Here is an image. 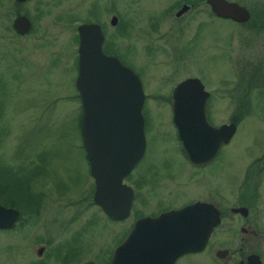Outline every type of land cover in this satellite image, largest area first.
<instances>
[{"label": "rangeland", "instance_id": "obj_1", "mask_svg": "<svg viewBox=\"0 0 264 264\" xmlns=\"http://www.w3.org/2000/svg\"><path fill=\"white\" fill-rule=\"evenodd\" d=\"M90 1L26 0L12 5L11 0H0V181L9 176L5 167L32 172L27 176L26 204L16 199L20 195L16 186L0 191V204L20 211L13 228L0 229V264H43L34 250L44 239L51 241V249L57 241L69 239L68 221L77 217L75 229L85 236L78 248L80 264H104L107 253L102 245L112 246L119 230L128 224L108 229L94 221L92 228L83 226L92 215L97 217L95 207L78 212L79 203L75 205L87 197L93 182L75 85L76 27L95 19L104 23L109 50L140 73L145 92L157 95H150L145 109L148 143L157 158L162 147H168L174 179L166 180L169 191L164 185L156 186L158 195L150 206L156 199L164 206H177L207 196L216 198L224 209L243 202L250 207L258 238L240 243L242 223L230 218L224 219L217 238L222 240L221 247L242 246L264 260V30L258 37L243 27L231 31L233 25L215 20L206 10L186 13L177 22L172 14L154 31L149 24L158 14L152 12L168 0H115L122 22L112 26L111 13L88 7ZM237 1L249 9L264 7V0ZM18 14L27 15L32 24L24 35L12 28ZM150 16L154 18L149 21ZM256 66L261 72L251 77ZM186 76L198 77L210 92L208 105L215 122L233 117L228 102H252L250 108L239 111L237 131L221 147L216 162L194 176L171 144L176 133L167 103L172 87ZM35 168L41 170L34 172ZM208 256L185 258L182 264H210Z\"/></svg>", "mask_w": 264, "mask_h": 264}, {"label": "water", "instance_id": "obj_2", "mask_svg": "<svg viewBox=\"0 0 264 264\" xmlns=\"http://www.w3.org/2000/svg\"><path fill=\"white\" fill-rule=\"evenodd\" d=\"M206 2L217 16L238 22L249 19L247 8L237 2ZM115 22L113 18L112 25ZM31 25L25 14L16 15L12 21V27L20 35L28 33ZM77 34L75 85L82 105L83 146L95 181L94 199L107 214L123 219L128 215L132 189L122 179L145 147L141 113L144 92L133 70L116 56L103 52L104 34L99 24L81 23ZM209 96L197 77L184 79L172 92L173 121L188 157L195 164L210 160L236 131L233 122L218 127L208 122L205 105ZM246 210V207L232 208L234 212ZM19 215L18 209L0 204V229L12 228ZM219 222L217 210L205 202L139 219L115 249L110 264H172L183 253L202 250ZM245 263L262 264V261L258 254L252 253Z\"/></svg>", "mask_w": 264, "mask_h": 264}, {"label": "flooded vegetation", "instance_id": "obj_3", "mask_svg": "<svg viewBox=\"0 0 264 264\" xmlns=\"http://www.w3.org/2000/svg\"><path fill=\"white\" fill-rule=\"evenodd\" d=\"M120 1L122 2V0H119V2ZM228 1H234V2L239 3L237 0H228ZM11 2H12V5H14L16 1L11 0ZM19 3H23V2H19ZM115 3H116L115 0H99V1L98 0H91L90 1L91 5L89 4L88 7H90V6L95 7V8L97 7L99 13L100 12L111 13V16H110L108 22L110 25H112L111 21L113 18H115L116 22L114 25H116L118 22L120 24L122 21H121V18H120L118 11H116L117 9H116ZM184 6H187V7L185 9H182ZM89 10L91 11V9H89ZM206 10L209 12V14L215 20L217 19V20H219V22L220 21H226L228 26L233 25V26H231V31L233 29L243 27L244 29H247V30H251V31L254 30V33L256 32L254 35H257V37H258L260 35V33L264 30V22L261 21L262 19H264V7H257L255 9L247 8V10L249 11V14H250L249 19L245 22H238V21H234L230 18H224V17L217 16L211 10V8L207 4L206 0H168L166 5H162L159 10L152 12V13H157L158 15L156 16L157 18L152 20L151 24H149V25L152 28V30L159 31L163 21L165 20V18L169 17L172 14L176 17L175 20L177 22V20H180V18H182V16L185 15L186 13H189V12L199 13V12L206 11ZM152 18H154V17L150 16L149 21ZM254 19L257 21H253ZM90 22L97 23L101 27V30L104 34V41L102 44L103 52L105 54H108V55L116 56L121 61L122 64L128 66L131 70H133L137 74V76L139 77L141 84H142V89L144 92V102H143L142 110H141V113H142L143 118H144V127H143L144 136H145L144 151H143V154L141 155V157L135 162L133 167L130 169V171L122 179L123 184L127 185L128 187H130L132 189V199L130 202L128 215L123 219H115L112 216H110L109 214H107V212L101 206L96 204L95 199H94L95 181H94V177L91 174L90 163H89V171H90V174H91L92 179H93L92 185L87 187V197L86 198H83V197L80 198L79 201H77V203L75 204V205H77L79 203L78 212L87 211V210L91 211L92 207L93 206L95 207V212L93 214H96L97 217H94L92 215V217H90L83 224V226H88L89 228L93 227L94 221H100L101 224H103V225L106 224L108 229H110L111 225H116V224L124 225L123 223L128 221V224L125 227L122 226L123 228H121L119 230L120 235L114 241L112 246H111V244H108L105 246H104V244L102 245V247H103L102 252L107 253L106 261H103V263L104 264H110L111 263L112 256L114 254L115 249L126 239V237L128 236V234L132 230V228H133V226L137 220L145 218V217H156V216L160 215L161 213L168 212L170 210L180 209L182 207H185L187 205H190V204H193L196 202H205V203L212 204V206H214V208L218 212L220 222L216 226L213 227V229H212V231H211V233H210V235H209V237L205 243V246L203 247L202 250L183 253L180 256H178L172 264H182L183 260L185 258L194 257V256L200 255L202 253H208L209 254L208 258H209V260H211L210 264H247V263H245L246 258L249 254H252V253L258 254L261 261H262V264H264V260H262L261 255L258 252L254 251V250L250 251V252H246V251H244L245 249L242 246H238L234 250H229L228 248L221 247L222 240H219L217 238V234L219 232V229H220L224 219H226V218H230L231 220H237V221L242 223V225H240L239 229H238V231L243 234L239 238L240 243H243L245 241H249L253 237L258 238L259 231L255 227V225L251 222L254 220L250 219L251 218V210L247 204L241 202V203H238L237 205L230 206V207H227L226 209H224L216 201V198L212 199L206 195L207 197H199V198L189 199L187 201L184 200L182 203H179L177 206H164L158 199H156L154 206H150V204L153 202L152 198L155 197L156 192H157L156 195H158V190L155 189L156 186L164 185L166 190L169 191V188L166 185V180L174 179V177L171 173V170H173V168H174L173 162L171 161V159H169V157H172V156L169 155V153L167 152L168 147L163 146L161 151H160L161 155L159 158H157L156 156H154L151 153L152 150H150V145L148 143V138H147L148 137L147 136L148 125H147V118H146L145 109H146L147 104H149L148 100H149L150 95H152L153 97L154 96L156 97L157 95H153L151 93L145 92L140 73L138 71L134 70L131 66L124 63L122 61V59L120 58L118 53H116L112 50H109L110 48H108L106 46L105 26H104V23H102V21H100L99 19L89 20V21L84 20V21L80 22L79 24L90 23ZM146 23H147V21H146ZM176 24H179V23H176ZM114 25H112V26H114ZM122 27H124V26H122ZM125 29H126V26L124 28V31H125ZM76 33H77V27H76ZM76 36H77V47H78V34H76ZM229 36H231V32H230ZM77 61H78V52H77ZM259 67L260 66H256V67L252 68L251 77L255 76L256 73L259 74V72H261ZM239 72L240 71H237V73H239ZM189 77H196V76H186V77L180 79L172 87L171 92H169L168 99L171 97V100H168L167 103H169V106L171 109V118H170V121L172 123L171 126H173L175 133H176V141H171V144L174 146V150L177 153H179V156L182 157V159H181L182 162L187 163L191 167L190 168L191 170L189 171V173L192 176H194V175H197L200 170H203L204 168H207L216 162L219 151H220L221 147L225 144H221L219 146L218 150L216 151V153L214 154V156L210 160H208L207 162H205L203 164H195L188 157V155H187V153L183 147V143H182V141L178 135L177 126L175 125V123L173 121L174 113H173L172 92H173V89L175 88V86L179 82H181L184 79L189 78ZM204 88H205V86H204ZM205 90H207V89L205 88ZM209 98H210V96H209ZM209 98H208V100H209ZM208 100H207L206 105H205L206 106L205 107V113H206V117H207L208 122L215 127H218L224 123L229 124V123L233 122L236 125V131H237V123H236L237 119H236V117L239 116V111L250 108L251 103H252L249 101L244 102L241 100L240 101H234V102L233 101L228 102V105H230L232 107V110L235 113L231 114L233 116L231 118V120H229L227 122L218 123V122H215L211 119ZM236 131H235V133H236ZM231 138H230V140H231ZM230 140L227 143H229ZM165 141H168V140H165ZM169 143H170V141H168V144ZM87 159H88V157H87ZM259 159H260V157L257 158V160H259ZM88 162H89V159H88ZM143 189H146V192H144ZM29 196H30V193L27 192L26 201H29ZM40 198H41V195L39 196V202L41 201ZM3 206H5V205H3ZM5 207H10V206H5ZM235 207H246L247 210L234 212V211H232V208H235ZM19 217H20V215H19ZM77 218L76 219H70L68 221V229L70 230V234L68 235L69 239L64 240V241H61V240L57 241V245H55L53 247L54 249L53 248L51 249L52 244H51L50 240L44 239V241H41L42 244L38 245V247L33 252L37 256L38 260L41 261V263H43V264H49L50 262L58 263V264H80L81 263V262H79V259H78V256H80V255H78V253H79L78 248H80L79 243L83 241L85 236L80 237L78 229L77 228L75 229L76 226H79V224L77 222H75V221H77ZM16 222H15V224H16ZM15 224H14V226H15ZM1 229L2 230H8V229H4V228H1ZM87 233L88 232H86V234ZM249 237H251V238H249ZM246 243L250 244L249 242H246ZM92 247L93 246H90V248H92ZM93 263L94 262L91 261V262H83L82 264H93Z\"/></svg>", "mask_w": 264, "mask_h": 264}, {"label": "trees", "instance_id": "obj_4", "mask_svg": "<svg viewBox=\"0 0 264 264\" xmlns=\"http://www.w3.org/2000/svg\"><path fill=\"white\" fill-rule=\"evenodd\" d=\"M15 3L19 4V2H15ZM16 13H19V11ZM4 169L8 170L9 176L7 177V181H5L6 183L4 181H0L2 184H5V187H2L3 185H1L0 191H3L2 189H9L12 186H14V187L16 186L15 189L18 190L17 192H20V195H18V197L16 199L18 200L20 205L26 204L25 202H27L26 201V195H27V188H28L27 176H29V172L30 173H32V172L31 171H25V168L22 170L21 168L14 169V167H5ZM40 170H41V168H38V169L35 168L34 172L35 171L39 172ZM13 182H15V183H13ZM18 187L20 188V190L18 189ZM25 187H26V190H25ZM18 207L19 206L17 204V208Z\"/></svg>", "mask_w": 264, "mask_h": 264}]
</instances>
